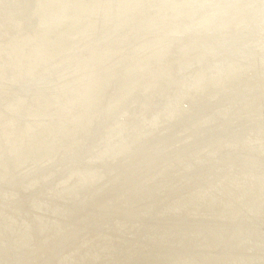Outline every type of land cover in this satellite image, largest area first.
Returning <instances> with one entry per match:
<instances>
[{"label": "rangeland", "instance_id": "1", "mask_svg": "<svg viewBox=\"0 0 264 264\" xmlns=\"http://www.w3.org/2000/svg\"><path fill=\"white\" fill-rule=\"evenodd\" d=\"M0 187V264H264V0H0Z\"/></svg>", "mask_w": 264, "mask_h": 264}, {"label": "bare ground", "instance_id": "2", "mask_svg": "<svg viewBox=\"0 0 264 264\" xmlns=\"http://www.w3.org/2000/svg\"><path fill=\"white\" fill-rule=\"evenodd\" d=\"M222 1V0H221ZM241 2V1H240ZM248 2V1H247ZM230 4V3H229ZM238 4V3H237ZM208 6V5H207ZM236 6V5H235ZM238 7V6H237ZM210 8V7H209ZM232 8H233V6H232ZM235 8V7H234ZM221 9V8H220ZM219 12V11H218ZM219 14V13H218ZM226 16V15H225ZM191 22V21H190ZM203 24V23H202ZM218 24V23H217ZM224 26V25H223ZM200 32V31H199ZM208 33V32H207ZM206 33V34H207ZM202 34V33H201ZM200 37V36H199ZM222 38V37H221ZM220 38V39H221ZM225 38V37H224ZM234 39V38H233ZM222 40H223V38H222ZM221 40V41H222ZM194 41V40H193ZM192 41V42H193ZM224 41H225V39H224ZM204 42V41H203ZM223 42V41H222ZM231 43V42H230ZM195 45V44H194ZM201 45V44H200ZM215 46V45H214ZM195 49V48H194ZM188 51V50H187ZM190 54V53H189ZM208 55V54H207ZM231 55V54H230ZM195 56V55H194ZM209 56V55H208ZM196 57V56H195ZM194 59V58H193ZM205 59V58H204ZM204 62V61H203ZM196 66V65H195ZM198 67V66H197ZM200 67V66H199ZM184 72V71H183ZM205 72V71H204ZM235 75V74H234ZM193 76V75H192ZM183 77V76H182ZM191 79V78H190ZM262 79V78H261ZM42 81H44L43 80V77L41 78V79H39V80H36L34 77H32V78H24L23 79V81H22V84L20 85V87L19 88H22V89H25V90H31V88H33V86L36 84L37 85V83L39 84L40 82H42ZM235 81H236V79H235ZM220 82V81H219ZM261 83V82H260ZM190 84V83H189ZM236 85V84H235ZM243 85V84H242ZM257 85V84H256ZM181 86V85H180ZM207 86V85H206ZM205 86V87H206ZM45 87V86H44ZM168 87V86H167ZM179 87V86H178ZM186 87V86H185ZM193 87V86H192ZM229 87V86H228ZM263 87V86H262ZM170 88V87H169ZM208 88V87H207ZM39 89V88H38ZM40 89H42V88H40ZM121 89V88H120ZM178 89V88H177ZM204 89V88H203ZM245 89V88H244ZM233 90V89H232ZM240 90V89H239ZM123 91H124V89H123ZM126 91V90H125ZM179 91V90H178ZM256 91V90H255ZM130 92V91H129ZM208 92V91H207ZM233 92V91H232ZM160 93V92H159ZM172 93V92H171ZM225 93V92H224ZM243 93V92H242ZM240 94H241V92H240ZM112 96V95H111ZM205 96V95H204ZM209 96V95H208ZM230 96V95H229ZM250 96V95H249ZM257 96V95H256ZM190 97V96H189ZM170 98V97H169ZM205 98V97H204ZM207 98V97H206ZM205 98V99H206ZM248 98V97H247ZM200 99V98H199ZM222 99V98H221ZM244 99V98H243ZM160 100V99H159ZM165 100V99H164ZM196 100V99H195ZM163 101V100H162ZM193 101V100H192ZM159 102V101H158ZM164 102V101H163ZM169 102V101H168ZM200 102V101H199ZM171 103V102H170ZM178 103V102H177ZM185 103V102H184ZM236 103V102H235ZM241 103V102H240ZM162 104V103H161ZM159 105V104H158ZM186 105V104H185ZM198 105V104H197ZM201 105V104H200ZM225 105V104H224ZM223 105V106H224ZM241 105V104H240ZM132 106V105H131ZM161 106V105H160ZM172 106V105H171ZM203 106V105H202ZM162 107V106H161ZM189 107V106H188ZM199 107V106H198ZM207 107V106H206ZM225 107V106H224ZM260 107V106H259ZM127 108H128V106H127ZM171 108V107H170ZM174 108V107H173ZM196 108V107H195ZM162 109V108H161ZM182 109V108H181ZM185 109V108H184ZM187 109V108H186ZM203 109V108H202ZM207 109V108H206ZM214 109V108H213ZM173 110V109H172ZM171 110V111H172ZM198 110V109H197ZM208 110V109H207ZM191 111V110H190ZM196 111V110H195ZM201 112V111H200ZM215 112V111H214ZM223 112V111H222ZM252 112V111H251ZM162 113V112H161ZM197 113V112H196ZM216 113V112H215ZM229 113V112H228ZM231 113V112H230ZM121 114V113H120ZM147 114V113H146ZM210 114V113H209ZM145 115V114H144ZM163 115V114H162ZM200 115V114H199ZM165 116V115H164ZM207 116V115H206ZM253 116V115H252ZM130 117V116H129ZM235 117V116H234ZM88 118V117H87ZM168 118V117H167ZM209 118V117H208ZM256 118V117H255ZM180 119V118H179ZM230 119V118H229ZM233 120V119H232ZM263 120V119H262ZM156 121V120H155ZM223 121V120H222ZM95 122V121H94ZM140 122V121H139ZM192 122V121H191ZM208 122V121H207ZM220 122V121H219ZM246 122V121H245ZM173 123H175V122H173ZM90 124V123H89ZM113 124V123H112ZM143 124V123H142ZM146 124V123H145ZM155 124V123H154ZM191 124V123H190ZM221 124V123H220ZM91 125V124H90ZM182 125V124H181ZM229 125V124H228ZM248 125V124H247ZM255 125V124H254ZM253 125V126H254ZM137 127V126H136ZM261 127V126H260ZM141 128V127H140ZM148 128V127H147ZM182 128V127H181ZM188 128H190V127H188ZM205 128V127H204ZM218 128V127H217ZM237 128V127H236ZM144 129V128H143ZM150 129V128H149ZM200 129V128H199ZM234 130V129H233ZM257 130V129H256ZM188 131V130H187ZM192 131V130H191ZM195 131V130H194ZM204 131V130H203ZM259 131V130H258ZM122 132V131H121ZM150 132V131H149ZM217 132V131H216ZM215 132V133H216ZM235 132V131H234ZM245 132V131H244ZM260 132V131H259ZM131 133V132H130ZM139 133V132H138ZM227 133V132H226ZM248 133V132H247ZM246 133V134H247ZM180 134V133H179ZM183 134V133H182ZM237 134V133H236ZM240 134V133H239ZM261 134V133H260ZM140 135V134H139ZM217 135V134H216ZM224 135H225V133H224ZM90 136V135H89ZM120 136H121V134H120ZM199 136V135H198ZM250 136V135H249ZM260 136V135H259ZM258 136V137H259ZM146 137V136H145ZM181 137V136H180ZM186 137V136H185ZM197 137V136H196ZM213 137H214V135H213ZM262 137V136H261ZM124 138V137H123ZM144 138V137H143ZM92 139V138H91ZM127 139V138H126ZM185 139V138H184ZM247 139V138H246ZM125 140V139H124ZM146 140V139H145ZM213 140V139H212ZM211 140V141H212ZM238 140V139H237ZM240 140H242V139H240ZM201 141V140H200ZM129 142V141H128ZM135 142V141H134ZM138 142V141H137ZM232 142V141H231ZM120 143V142H119ZM140 143V142H139ZM138 143V144H139ZM201 143V142H200ZM263 143V142H262ZM95 144V143H94ZM123 144V143H122ZM171 144V143H170ZM184 144V143H183ZM238 144V143H237ZM82 145V144H81ZM106 145V144H105ZM205 145V144H204ZM108 146V145H107ZM120 146V145H119ZM126 146V145H125ZM187 146V145H186ZM185 146V147H186ZM224 146V145H223ZM247 146V145H246ZM249 146H251V145H249ZM90 147V146H89ZM203 147V146H202ZM209 147V146H208ZM139 148V147H138ZM214 148V147H213ZM227 148V147H226ZM234 148V147H233ZM95 149V148H94ZM116 149V148H115ZM133 149V148H132ZM135 149V148H134ZM191 149V148H190ZM204 149V148H203ZM218 149V148H217ZM137 150V149H136ZM225 150V149H224ZM233 150H236V149H233ZM127 151V150H126ZM131 151V150H130ZM135 151V150H134ZM240 151V150H239ZM110 152V151H109ZM132 152V151H131ZM178 153V152H177ZM187 153V152H186ZM194 153V152H193ZM232 154V153H231ZM252 154V153H251ZM250 154V155H251ZM94 155V154H93ZM101 155H103V154H101ZM129 155V154H128ZM190 155V154H189ZM195 155V154H194ZM193 155V156H194ZM247 155V154H246ZM40 156V155H39ZM105 156V155H104ZM111 156V155H110ZM122 156V155H121ZM127 156V155H126ZM133 156V155H132ZM225 156V155H224ZM43 157V156H42ZM101 157V156H100ZM191 157V156H190ZM228 157V156H227ZM230 157V156H229ZM254 157V156H253ZM36 158V157H35ZM44 158V157H43ZM178 158V157H177ZM189 158V157H188ZM226 158V157H225ZM116 159V158H115ZM179 159V158H178ZM197 159V158H196ZM252 159V158H251ZM113 160V159H112ZM129 160V159H128ZM187 160V159H186ZM211 160V159H210ZM48 161V160H47ZM96 161V160H95ZM104 162V161H103ZM118 162V161H117ZM205 162V161H204ZM211 162V161H210ZM258 162V161H257ZM126 163V162H125ZM202 163V162H201ZM233 163V162H232ZM235 163V162H234ZM24 164V163H23ZM46 164V163H45ZM212 164V163H211ZM224 164V163H223ZM243 164V163H242ZM263 164V163H262ZM197 165V164H196ZM205 165V164H204ZM253 165H255V164H253ZM3 166V165H2ZM12 166V165H11ZM172 166H173V164H172ZM192 166H194V165H192ZM56 167V166H55ZM68 167H69V165H68ZM86 167V166H85ZM108 167V166H107ZM206 167V166H205ZM30 168V167H29ZM28 168V169H29ZM48 168V167H47ZM59 168V167H58ZM116 168V167H115ZM125 168V167H124ZM189 168H190V166H189ZM197 168V167H196ZM213 168H214V166H213ZM237 168V167H236ZM244 168H245V166H244ZM243 168V169H244ZM3 169V168H2ZM181 169V168H180ZM203 169V168H202ZM207 169V168H206ZM209 169V168H208ZM239 169V168H238ZM55 170V169H54ZM196 170V169H195ZM194 170V171H195ZM251 169H249V172H251L250 171ZM46 171V170H45ZM100 171H102V169L100 170ZM113 171V170H112ZM247 171V170H246ZM20 172V171H19ZM183 172V171H182ZM192 172V171H191ZM201 172V171H200ZM208 172V171H207ZM15 173V172H14ZM45 173V172H44ZM115 173V172H114ZM119 173V172H118ZM210 173V172H209ZM217 173V172H216ZM216 173H214V174H216ZM257 173V172H256ZM27 174V173H26ZM65 174V173H64ZM116 174V173H115ZM195 174V173H194ZM244 174H245V172H244ZM254 174V173H253ZM252 174V175H253ZM15 175V174H14ZM80 175V174H79ZM91 175V174H90ZM188 175V174H187ZM193 175V174H192ZM49 176V175H48ZM102 176V175H101ZM116 176V175H115ZM241 176V175H240ZM26 177V176H25ZM85 177V176H84ZM111 177V176H110ZM172 177V176H171ZM178 177V176H177ZM224 177V176H223ZM230 177H232V176H230ZM56 178H57V176H56ZM62 178V177H61ZM64 178V177H63ZM70 178V177H69ZM9 179V178H8ZM20 179V178H19ZM24 179V178H23ZM54 179V178H53ZM60 179V178H59ZM198 179V178H197ZM209 179V178H208ZM92 180V179H91ZM90 180V181H91ZM178 180V179H177ZM205 180V179H204ZM216 180V179H215ZM19 181V180H18ZM22 181V180H21ZM67 181V180H66ZM164 181V180H163ZM171 181V180H170ZM185 181V180H184ZM187 181V180H186ZM254 181V180H253ZM34 182V181H33ZM51 182V181H50ZM68 182V181H67ZM94 182V181H93ZM100 182V181H99ZM104 182V181H103ZM217 182V181H216ZM9 183V182H8ZM25 183V182H24ZM77 183V182H76ZM108 183H110L109 181H108ZM174 183V182H173ZM185 183V182H184ZM197 183V182H196ZM208 183V182H207ZM73 184V183H72ZM83 184V183H82ZM182 184V183H181ZM187 184V183H186ZM191 184V183H190ZM258 184V183H257ZM4 185V184H3ZM28 185V184H27ZM35 185H36V183H35ZM51 185V184H50ZM69 185V184H68ZM76 185V184H75ZM208 185V184H207ZM65 186V185H64ZM85 186V185H84ZM188 186V185H187ZM186 186V187H187ZM249 186V185H248ZM78 187V186H77ZM165 188H166V186H164ZM194 187V186H193ZM201 187V186H200ZM204 187V186H203ZM1 188V187H0ZM32 188V187H31ZM70 188V187H69ZM198 188V187H197ZM207 188V187H206ZM237 188V187H236ZM167 189V188H166ZM201 189V188H200ZM232 189V188H231ZM250 189V188H249ZM10 190V189H9ZM53 190V189H52ZM61 190V189H60ZM93 190V189H92ZM114 190V189H113ZM68 191V190H67ZM178 191V190H177ZM188 191V190H187ZM256 191V190H255ZM262 191V190H261ZM69 192V191H68ZM74 192V191H73ZM81 192V191H80ZM162 192V191H161ZM164 192V191H163ZM170 192V191H169ZM209 192V191H208ZM217 192H218V190H217ZM83 193V192H82ZM93 193V192H92ZM91 193V194H92ZM178 193V192H177ZM180 193H181V191H180ZM204 193V192H203ZM12 194V193H11ZM211 194V193H210ZM28 195V194H27ZM37 195V194H36ZM49 195V194H48ZM55 195V194H54ZM73 195V194H72ZM111 195V194H110ZM163 195V194H162ZM177 195V194H176ZM212 195V194H211ZM17 196V195H16ZM25 196V195H24ZM66 196V195H65ZM205 196V195H204ZM26 197V196H25ZM164 197V196H163ZM175 197H177V196H175ZM185 197V196H184ZM189 197V196H188ZM230 197V196H229ZM228 197V198H229ZM235 197V196H234ZM242 197V196H241ZM260 197V196H259ZM51 198V197H50ZM57 198V197H56ZM93 198V197H92ZM190 198V197H189ZM218 198V197H217ZM78 199V198H77ZM80 199V198H79ZM204 199V198H203ZM32 200V199H31ZM40 200V199H39ZM45 200V199H44ZM164 200V199H163ZM171 200V199H170ZM189 200V199H188ZM198 200V199H197ZM200 200V199H199ZM264 200V199H263ZM38 201V200H37ZM82 201V200H81ZM157 201V200H156ZM28 202V201H27ZM85 202V201H84ZM89 202V201H88ZM93 202V201H92ZM105 202V201H104ZM203 202V201H202ZM225 202V201H224ZM229 202V201H228ZM25 203V202H24ZM34 203V202H33ZM67 203V202H66ZM76 203V202H75ZM163 203V202H162ZM168 203V202H167ZM179 203V202H178ZM22 204V203H21ZM35 204V203H34ZM69 204V203H68ZM74 204V203H73ZM106 204V203H105ZM245 204V203H244ZM180 205V204H179ZM237 205V204H236ZM249 205V204H248ZM255 205V204H254ZM29 206H31V205H29ZM28 206V207H29ZM45 206V205H44ZM47 206V205H46ZM70 206V205H69ZM159 206V205H158ZM162 206H163V204H162ZM200 206V205H199ZM41 207V206H40ZM68 207V206H67ZM88 207V206H87ZM99 207V206H98ZM156 207V206H155ZM164 207H166V206H164ZM188 207V206H187ZM210 207V206H209ZM244 207V206H243ZM242 207V208H243ZM261 207V206H260ZM263 207V206H262ZM56 208H58V207H56ZM77 208V207H76ZM154 208V207H153ZM183 208V207H182ZM190 208V207H189ZM230 208V207H229ZM52 209V208H51ZM50 209V210H51ZM172 209V208H171ZM184 209V208H183ZM187 209V208H186ZM209 209V208H208ZM31 210V209H30ZM68 210V209H67ZM150 210V209H149ZM158 210V209H157ZM207 210V209H206ZM56 211V210H55ZM64 211H66V210H64ZM82 211V210H81ZM85 211V210H84ZM90 211V210H89ZM179 211V210H178ZM182 211V210H181ZM241 211V210H240ZM262 211V210H261ZM68 212V211H67ZM159 212V211H158ZM198 212V211H197ZM209 212V211H208ZM217 212V211H216ZM231 212H233V211H231ZM36 213V212H35ZM70 213V212H69ZM82 213H84V212H82ZM129 213V212H128ZM154 213V212H153ZM194 213V212H193ZM244 213V212H243ZM262 213V212H261ZM85 214V213H84ZM96 214V213H95ZM202 214V213H201ZM205 214V213H204ZM231 214V213H230ZM251 214V213H250ZM67 215V214H66ZM94 215V214H93ZM106 215V214H105ZM153 215V214H152ZM165 215V214H164ZM180 215V214H179ZM203 215V214H202ZM239 215V214H238ZM27 216H29V215H27ZM43 216V215H42ZM56 216V215H55ZM156 216V215H155ZM69 217H70V215H69ZM68 217V218H69ZM86 217V216H85ZM104 217V216H103ZM165 217V216H164ZM235 217V216H234ZM94 218V217H93ZM157 218V217H156ZM159 218V217H158ZM168 218V217H167ZM227 218V217H226ZM39 219V218H38ZM52 219H54V218H52ZM78 219H79V216H78ZM180 219V218H179ZM21 220V219H20ZM23 220V219H22ZM29 220V219H28ZM33 220V219H32ZM46 220V219H45ZM91 220V219H90ZM207 220V219H206ZM209 220V219H208ZM217 220V219H216ZM231 220V219H230ZM251 220H253L252 218H251ZM25 221V220H24ZM67 221V220H66ZM96 221V220H95ZM99 221V220H98ZM156 221V220H155ZM234 221V220H233ZM17 222V221H16ZM35 222V221H34ZM63 222V221H62ZM162 222V221H161ZM191 222V221H190ZM235 222V221H234ZM233 222V223H234ZM38 223V222H37ZM136 223V222H135ZM134 223V224H135ZM142 223V222H141ZM168 222H167V220H166V223L165 224H167ZM173 223V222H172ZM183 223V222H182ZM202 223V222H201ZM205 223V222H204ZM203 223V224H204ZM210 223V222H209ZM225 223V222H224ZM241 223V222H240ZM244 223V222H243ZM184 224V223H183ZM192 224V223H191ZM221 224V223H220ZM262 224V223H261ZM79 225V224H78ZM156 225V224H155ZM157 225H159V224H157ZM176 225V224H175ZM198 225V224H197ZM201 225V224H200ZM209 225V224H208ZM229 225V224H228ZM243 225V224H242ZM35 226V225H34ZM64 226V225H63ZM147 226V225H146ZM205 226V225H204ZM255 226V225H254ZM259 226V225H258ZM263 226V225H262ZM20 227V226H19ZM56 227V226H55ZM59 227V226H58ZM127 227V226H126ZM136 227V226H135ZM143 227V226H142ZM200 227V226H199ZM211 227V226H210ZM253 227V226H252ZM76 228V227H75ZM155 228V227H154ZM229 228V227H228ZM246 228V227H245ZM3 229V228H2ZM15 229V228H14ZM136 229V228H135ZM157 229V228H156ZM198 229V228H197ZM196 229V230H197ZM18 230V229H17ZM32 230V229H31ZM83 230V229H82ZM163 230V229H162ZM172 230V229H171ZM177 230V229H176ZM182 230V229H181ZM200 230V229H199ZM208 230V229H207ZM229 230V229H228ZM243 230V229H242ZM263 230V229H262ZM41 231V230H40ZM78 231V230H77ZM147 231V230H146ZM151 231V230H150ZM160 231V230H159ZM186 231V230H185ZM190 231V230H189ZM189 231H188V233H189ZM193 231V230H192ZM251 231V230H250ZM253 231V230H252ZM259 231V230H258ZM257 231V232H258ZM26 232V231H25ZM29 232V231H28ZM74 232V231H73ZM153 232V231H152ZM140 233H142V232H140ZM168 233H169V231H168ZM187 233V234H188ZM195 233V232H194ZM206 233V232H205ZM249 233V232H248ZM248 233H246V234H248ZM32 234V233H31ZM157 234V233H156ZM221 234V233H220ZM235 234V233H234ZM239 234V233H238ZM245 234V233H244ZM263 234V233H262ZM56 235V234H55ZM138 235V234H137ZM153 235V234H152ZM155 235V234H154ZM167 235V234H166ZM200 235V234H199ZM219 235V234H218ZM237 235V234H236ZM31 236V235H30ZM29 236V237H30ZM107 236V235H106ZM132 236H135V235H132ZM195 236V235H194ZM209 236V235H208ZM207 236V237H208ZM211 236V235H210ZM226 236V235H225ZM56 237V236H55ZM138 237V236H137ZM140 237V236H139ZM158 237V236H157ZM179 237V236H178ZM222 237H223V235H222ZM11 238V237H10ZM53 238V237H52ZM113 238V237H112ZM148 238V237H147ZM170 238V237H169ZM175 238V237H174ZM199 238V237H198ZM217 238V237H216ZM22 239V238H21ZM117 239V238H116ZM146 239V238H145ZM172 239V238H171ZM196 238H194V240H195ZM225 239V238H224ZM250 239V238H249ZM262 239V238H261ZM264 239V238H263ZM15 240V239H14ZM111 240V239H110ZM150 240V239H149ZM157 240V239H156ZM176 240V239H175ZM178 240V239H177ZM184 240V239H183ZM240 240V239H239ZM57 241H58V239H57ZM109 241V240H108ZM128 241V240H127ZM136 241V240H135ZM179 241H181V240H179ZM187 241V240H186ZM192 241V240H191ZM190 241V242H191ZM211 241V240H210ZM260 242H261V240H259ZM263 241V240H262ZM101 242V241H100ZM111 242V241H110ZM144 242V241H143ZM148 242V241H147ZM167 242V241H166ZM193 242V241H192ZM204 242V241H203ZM223 242V241H222ZM15 243V242H14ZM168 243H169V241H168ZM194 243V242H193ZM224 243V242H223ZM147 244V243H146ZM200 244V243H199ZM218 244V243H217ZM236 244V243H235ZM242 244V243H241ZM69 245V244H68ZM172 245V244H171ZM170 245V246H171ZM184 245V244H183ZM211 245V244H210ZM114 246V245H113ZM121 246V245H120ZM178 246V245H177ZM186 246V245H185ZM189 246H190V244H189ZM218 246H220V245H218ZM242 246V245H241ZM256 246V245H255ZM49 247V246H48ZM69 247V246H68ZM116 247V246H115ZM163 247V246H162ZM188 247V246H187ZM191 247V246H190ZM204 247V246H203ZM207 247V246H206ZM252 247V246H251ZM61 248V247H60ZM118 248V247H117ZM148 248V247H147ZM192 248V247H191ZM194 248V247H193ZM216 248V247H215ZM256 248H258V247H256ZM33 249V248H32ZM38 249V248H37ZM100 249V248H99ZM110 249H112V248H110ZM155 249V248H154ZM160 249V248H159ZM176 249V248H175ZM180 249V248H179ZM237 249V248H236ZM251 249V248H250ZM187 250V249H186ZM259 250H260V248H259ZM27 251V250H26ZM85 251V250H84ZM135 251V250H134ZM141 251V250H140ZM189 251V250H188ZM211 251V250H210ZM218 251V250H217ZM234 251V250H233ZM236 251V250H235ZM247 251V250H246ZM146 252V251H145ZM164 252V251H163ZM191 252V251H190ZM189 252V253H190ZM207 252V251H206ZM222 252V251H221ZM244 252V251H243ZM90 253V252H89ZM93 253V252H92ZM111 253H113V252H111ZM121 253V252H120ZM148 253V252H147ZM153 253V252H152ZM237 253V252H236ZM91 254V253H90ZM130 254V253H129ZM159 255H160V253H158ZM192 254H194V253H192ZM208 254H209V252H208ZM232 254V253H231ZM61 255V254H60ZM95 255V254H94ZM125 255V254H124ZM149 255V254H148ZM251 255V254H250ZM5 256V255H4ZM44 256V255H43ZM59 256V255H58ZM97 256V255H96ZM151 256V255H150ZM168 256V255H167ZM187 256V255H186ZM113 257V256H112ZM123 257V256H122ZM210 257V256H209ZM252 257V256H251ZM256 257H258V256H256ZM120 258V257H119ZM133 258V257H132ZM137 258V257H136ZM146 258V257H145ZM144 258V259H145ZM153 258V257H152ZM194 258V257H193ZM264 258V257H263ZM7 259V258H6ZM67 259V258H66ZM151 259V258H150ZM172 259V258H171ZM192 259V258H191ZM125 260V259H124ZM170 260V259H169ZM185 260V259H184ZM197 260V259H196ZM46 261V260H45ZM139 261V260H138ZM145 261V260H144ZM99 262V261H98ZM117 262V261H116ZM143 262V261H142ZM166 262V261H165ZM173 262H175V261H173ZM172 262V263H173ZM212 262V261H211ZM222 262V261H221ZM244 262V261H243ZM34 263V262H33ZM125 263V262H124ZM162 263V262H161ZM147 264H149V263H147ZM167 264V263H166ZM174 264V263H173ZM249 264H251V263H249ZM262 264V263H261Z\"/></svg>", "mask_w": 264, "mask_h": 264}]
</instances>
